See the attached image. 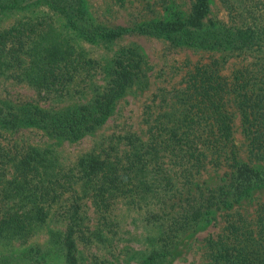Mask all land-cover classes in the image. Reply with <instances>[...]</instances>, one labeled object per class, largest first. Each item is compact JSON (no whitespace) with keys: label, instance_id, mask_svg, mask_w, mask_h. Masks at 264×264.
Listing matches in <instances>:
<instances>
[{"label":"trees","instance_id":"16d2710c","mask_svg":"<svg viewBox=\"0 0 264 264\" xmlns=\"http://www.w3.org/2000/svg\"><path fill=\"white\" fill-rule=\"evenodd\" d=\"M220 2L228 21L205 22L207 0H193L186 18L131 26L101 23L86 0H0V18L16 14L0 27V77L57 102L75 93L90 95L56 108L0 98V264H54L58 256L63 264H84L76 240L86 236L84 203L88 200L100 221L110 224L118 199L145 209L147 218L160 224L157 238L168 244L152 248L150 264L167 261L175 238L222 210L221 231L205 236V264H264V199L252 218L227 211L264 186V167L253 164L264 159V19L256 13L264 0ZM133 30L174 45L253 54L230 76L220 72L218 59L195 64L181 86L163 90L155 95L158 102L145 105V138L128 134L123 147V136L109 135L63 162L60 140L75 141L97 129L129 88L148 83L143 53L132 44L113 50L109 62L100 64L103 82L94 83L99 62L71 35L111 42ZM80 79L85 84L75 88ZM237 114L244 159L234 135ZM32 127L51 141L39 145L11 136ZM208 164L214 179L198 180ZM48 221L60 228L49 227L45 242L29 244Z\"/></svg>","mask_w":264,"mask_h":264},{"label":"rangeland","instance_id":"374dc122","mask_svg":"<svg viewBox=\"0 0 264 264\" xmlns=\"http://www.w3.org/2000/svg\"><path fill=\"white\" fill-rule=\"evenodd\" d=\"M208 7L204 14L205 22L228 21L227 10L220 0H207ZM193 0H86L90 14L101 23L107 25L125 24L135 25L149 19H183L190 15ZM256 13L264 19V7L257 8ZM16 14H8L0 18V27L12 22ZM72 40L80 46L88 56L98 60L96 73L92 80L94 83L103 82L101 65L109 62L113 50L120 45H136L143 53L146 61V73L148 83L143 87L129 88L116 102L113 112L97 129L85 134L78 140H60L57 148L61 160L65 163L73 161L77 154L98 145L99 140H107L109 135L118 134L122 137V145L125 147L128 134H135L141 138L147 136V123L143 121L146 104L158 102L163 90L171 89L172 86H181V81L190 67L197 63L208 62L218 59L220 72L230 76L232 70L242 64L248 63L252 52L247 54H225L221 50L202 47L179 46L169 42L164 37L137 31L127 32L114 37L111 42H92L78 35H71ZM101 64V65H100ZM82 78V77H81ZM91 80V79H90ZM75 88H81L80 79ZM86 94V93H85ZM67 97L64 100L40 96L36 90L25 83L16 82L14 79L0 77V98L13 101L29 100L47 107L56 108L88 99L89 94ZM154 109V108H153ZM237 130L235 131L236 142L240 146V157L245 158L244 137L240 131V119L235 117ZM14 138L26 140L34 144L43 145L51 141L37 128H22L11 134ZM167 161V159H165ZM264 167V159L254 162ZM165 165L170 163L165 162ZM221 170V169H220ZM215 171L209 164L200 175L198 180L214 179ZM264 199V186L255 188L250 198H245L235 203L227 211L239 210L245 216L252 218L258 200ZM58 204V203H57ZM146 207H151L148 205ZM84 234L77 240V252L84 264H150L148 257L152 254V248L160 250L167 244L157 238L160 224L147 218L145 209L131 208L123 200H117L113 205V221L104 224L94 211L88 200L84 203ZM156 210V208H155ZM167 217V216H166ZM226 210L218 211L216 217L204 222L197 229L189 231L175 238L174 246H169L168 260L162 264H205L208 255L205 246V236L209 233L220 232L225 224ZM49 227L60 228V224L48 221L39 227L38 231L29 238V244L43 243L48 237ZM0 249H3L0 245ZM157 255V254H156ZM62 257L58 256L54 264H63ZM159 264V263H156Z\"/></svg>","mask_w":264,"mask_h":264}]
</instances>
